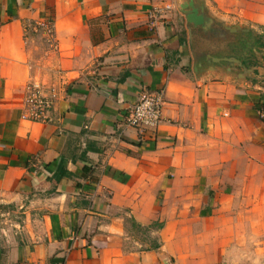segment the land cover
<instances>
[{
  "label": "crops",
  "instance_id": "0c3cea01",
  "mask_svg": "<svg viewBox=\"0 0 264 264\" xmlns=\"http://www.w3.org/2000/svg\"><path fill=\"white\" fill-rule=\"evenodd\" d=\"M212 1L0 0V264H264V48L194 45L208 15L264 37V0ZM31 82L48 121L23 118ZM147 89L163 121L139 131Z\"/></svg>",
  "mask_w": 264,
  "mask_h": 264
},
{
  "label": "built area",
  "instance_id": "2783aa9c",
  "mask_svg": "<svg viewBox=\"0 0 264 264\" xmlns=\"http://www.w3.org/2000/svg\"><path fill=\"white\" fill-rule=\"evenodd\" d=\"M151 15L155 16V13ZM25 91L23 118L39 122L48 121L54 104L53 96L47 95L39 82L27 84ZM164 103L163 90H144L138 101L129 109L127 124L139 131L157 129L163 121ZM261 115L264 116L263 111Z\"/></svg>",
  "mask_w": 264,
  "mask_h": 264
},
{
  "label": "rangeland",
  "instance_id": "374dc122",
  "mask_svg": "<svg viewBox=\"0 0 264 264\" xmlns=\"http://www.w3.org/2000/svg\"><path fill=\"white\" fill-rule=\"evenodd\" d=\"M36 33L41 36L43 32L39 31ZM45 39L46 43L44 44H46L47 47V44H50V42L47 37ZM39 41V45L43 47V41ZM260 43H264V37L261 34V28L260 34H257L256 30H252L251 28H249V30H238V32L234 34L230 31H225L222 29L217 20L209 15L207 16L206 29L199 31L197 30L194 41L197 57L199 58L198 60L203 64L207 63L209 59L212 61L214 58H219L221 55H235L243 60L248 57V61L253 62L255 61L254 58H252L254 57L252 55L253 49L264 48V46H262ZM207 52L212 53L210 54L212 58L209 57ZM206 55H208V57ZM140 231L143 230L140 229ZM138 234L140 233H137L136 235ZM142 238H144V236ZM149 244L152 245L153 242L150 241Z\"/></svg>",
  "mask_w": 264,
  "mask_h": 264
},
{
  "label": "water",
  "instance_id": "95a60500",
  "mask_svg": "<svg viewBox=\"0 0 264 264\" xmlns=\"http://www.w3.org/2000/svg\"><path fill=\"white\" fill-rule=\"evenodd\" d=\"M189 19H191V21L198 23V24H202L204 21V16L203 15H199L197 11H195L194 13L190 14ZM238 30H241L240 28H231V31L236 33Z\"/></svg>",
  "mask_w": 264,
  "mask_h": 264
},
{
  "label": "trees",
  "instance_id": "16d2710c",
  "mask_svg": "<svg viewBox=\"0 0 264 264\" xmlns=\"http://www.w3.org/2000/svg\"><path fill=\"white\" fill-rule=\"evenodd\" d=\"M260 44H262V46H264V43H260ZM154 226H157V227H162V224L161 223H159V222H155L154 224H153ZM153 247L154 248H158L159 247V243H155L154 245H153Z\"/></svg>",
  "mask_w": 264,
  "mask_h": 264
}]
</instances>
